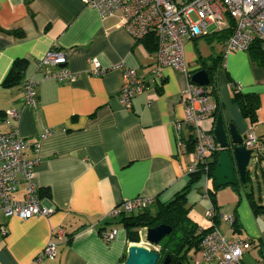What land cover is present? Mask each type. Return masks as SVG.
Segmentation results:
<instances>
[{
	"label": "crops",
	"instance_id": "crops-1",
	"mask_svg": "<svg viewBox=\"0 0 264 264\" xmlns=\"http://www.w3.org/2000/svg\"><path fill=\"white\" fill-rule=\"evenodd\" d=\"M225 26L186 41L187 74L163 67L159 78L150 82L154 39L134 41L123 27L120 12L102 16L80 0H0V130L6 131L1 121L4 112L20 110L18 132L25 140L24 152L39 159L35 181L45 192L43 204L52 208L47 216L27 219L0 213V227L6 230L0 234V264L122 263L130 245L129 230L110 211L123 200L140 196L166 202L187 184L194 149L186 144L190 130L175 128L184 118L181 93L193 72L209 67L214 58L219 60L213 69L211 97L217 111L203 121V127L213 133L220 114L226 128L233 124L241 136L253 130L264 140V61L254 60L248 51H232L224 58ZM200 37L211 51L201 48ZM54 42L66 52L67 68L80 73L76 80L59 83L36 72L37 59ZM93 57L105 68L103 74L87 72ZM17 59L25 62L22 76L5 86L3 80ZM123 66L134 68L148 83L127 107L117 99ZM29 77L38 81L34 108L23 104V81ZM232 84L242 93L258 95L255 124L232 101ZM47 129L51 133L41 137ZM255 163L251 159L246 186L229 184L214 191V220L205 216L210 200L204 197V184L211 188V178L194 183L185 203L199 227L214 223L227 237L250 241L243 264H264V159L253 171ZM248 193L263 207L258 212ZM23 194L24 184H20L13 195L21 199ZM230 214L235 218L233 228L222 217ZM59 228L64 229L65 239L58 243L55 258L35 262ZM113 228L117 236L106 243L101 233ZM188 256L198 257L199 249L190 250Z\"/></svg>",
	"mask_w": 264,
	"mask_h": 264
},
{
	"label": "built area",
	"instance_id": "built-area-1",
	"mask_svg": "<svg viewBox=\"0 0 264 264\" xmlns=\"http://www.w3.org/2000/svg\"><path fill=\"white\" fill-rule=\"evenodd\" d=\"M85 6L95 8L100 15L106 16L120 12L123 27L139 42L152 35L156 43L155 64L151 69L155 81L160 76L163 67H172L187 74L184 58V46L188 39L208 35L220 30V24H226L229 30L223 41L225 58L232 51H248L254 42H258L264 50V0H80ZM194 14V18L192 17ZM89 74L101 75L105 72L98 60L93 57L88 60ZM67 54L54 42L49 49L37 59L36 72L42 78H52L59 83L76 80L79 72L71 71L66 66ZM122 85L117 95L119 102L127 107L134 96L141 94L148 83L139 77L136 70L129 66L122 68ZM38 81L29 77L23 81V104L34 108L38 102ZM210 86L199 85L190 81L182 91L184 118L175 124L177 132L187 128L194 141V155L188 173L201 170V177L208 178V156L212 152L222 151L216 142L212 130L203 127L205 119L213 117L215 105L212 102ZM20 110L10 109L1 117L6 131L0 130V213L5 216H17L27 219L32 216H47L52 208L43 204L35 181V169L39 159L28 158L25 155V140L18 132ZM51 133L45 130L41 137ZM245 148L252 150V159L257 151V137L249 130L244 138ZM38 147V144H37ZM24 184V194L16 199L13 193ZM204 197L208 196V185L205 181ZM156 202L155 197H136L125 199L110 211L113 218L122 213L137 212L150 207ZM205 211V216L213 220L215 208L212 205ZM231 226L233 215H222ZM0 234L6 230L0 227ZM106 243L117 236V229L101 233ZM65 239L63 228L56 230L34 261L53 259L60 241ZM250 247V241L240 236L227 237L216 226L207 232L200 243L199 256L190 260L189 264H243L242 257Z\"/></svg>",
	"mask_w": 264,
	"mask_h": 264
},
{
	"label": "trees",
	"instance_id": "trees-1",
	"mask_svg": "<svg viewBox=\"0 0 264 264\" xmlns=\"http://www.w3.org/2000/svg\"><path fill=\"white\" fill-rule=\"evenodd\" d=\"M226 30V29H225ZM229 30H226L225 38L228 36ZM148 38L153 39V36H147ZM142 41V40H141ZM155 43V40H154ZM156 48V43H155ZM248 52L251 54V57L259 62L264 61V50L260 48L259 43L254 42ZM216 60L218 58H214L213 64L209 67H204L208 78L209 83L207 86H210V94L214 93V78H213V69L214 65L217 63ZM25 65L24 60L17 59L13 62L12 67L8 73V75L3 80V85L11 86L19 81L22 76L23 67ZM231 88L233 89L232 101L236 103L242 113V115L247 118L250 124H255L257 122V110L259 108V98L256 93H242L240 92V88L236 84H232ZM216 107L213 115L216 114ZM257 137V136H256ZM189 147L194 149V141L189 139L186 143ZM219 152H212L208 156V177L211 178L212 187H208V196L212 202V205L216 211V205L214 203V191L217 190L213 179V171L215 169ZM256 159V163L253 167V171H256V167L259 163L264 159V140L262 137H257V151L253 155V159ZM252 159V160H253ZM250 173L251 169L249 168L245 175V181H238L234 184V187L238 186H246L247 182L250 181ZM201 170H197L196 172L189 173V180L187 184L178 191L170 200L166 202H158L156 201L150 207H147L144 210L131 212V213H122L119 216L120 222L126 227L128 230L135 229L138 227H151L156 226L161 223L168 224L172 226V232L158 245L157 252L159 253L160 259L158 264H161L167 255L170 256V262L168 264H189L190 260H188V252L192 249L198 250L200 248V243L202 241L203 236L209 232L215 224L213 223L208 228L199 227L188 215V208L186 207V195L189 192L191 186L196 183L201 178ZM38 193L40 198H42L45 192L38 189ZM248 197L250 199L251 206L254 212H258L263 207L259 206L252 198V194L248 193ZM151 208L154 209L151 212ZM217 213L213 220L216 218ZM236 226L235 218L233 216V222L231 227ZM188 261V263H186Z\"/></svg>",
	"mask_w": 264,
	"mask_h": 264
},
{
	"label": "water",
	"instance_id": "water-1",
	"mask_svg": "<svg viewBox=\"0 0 264 264\" xmlns=\"http://www.w3.org/2000/svg\"><path fill=\"white\" fill-rule=\"evenodd\" d=\"M191 80L199 85H208L209 83L205 69L193 72ZM213 136L223 148L219 152L213 171L215 185L222 187L229 184L234 185L239 180L244 182L252 159V150L242 145L244 136L238 133L233 124L226 128L220 114L215 121ZM172 229V226L161 223L156 226L129 230L127 240L130 245L125 260L120 264H158L160 256L157 250L149 248L142 242L149 245H159L172 232ZM170 259V256L167 255L161 264H168Z\"/></svg>",
	"mask_w": 264,
	"mask_h": 264
},
{
	"label": "rangeland",
	"instance_id": "rangeland-1",
	"mask_svg": "<svg viewBox=\"0 0 264 264\" xmlns=\"http://www.w3.org/2000/svg\"><path fill=\"white\" fill-rule=\"evenodd\" d=\"M192 17L194 18V14H192ZM199 43L201 44V48L202 49H206L207 51H211V46L205 41L204 37H200L199 38ZM154 209L151 208V212H153ZM150 248L151 246L148 245ZM158 245H152V248L151 249H158ZM189 257V256H188ZM195 257H193L192 259H194ZM188 260H191V258H188ZM186 263H188V261H186Z\"/></svg>",
	"mask_w": 264,
	"mask_h": 264
}]
</instances>
